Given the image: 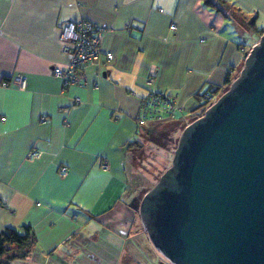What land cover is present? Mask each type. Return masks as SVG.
<instances>
[{
  "label": "crops",
  "instance_id": "1",
  "mask_svg": "<svg viewBox=\"0 0 264 264\" xmlns=\"http://www.w3.org/2000/svg\"><path fill=\"white\" fill-rule=\"evenodd\" d=\"M223 1L244 21L202 0H0V231L28 228L36 240L14 264H123L137 213L127 146L142 102L165 94L179 109L170 120L187 121L264 32V0ZM78 20L107 31L112 60L87 67L85 87L63 89L52 74L68 60L59 28Z\"/></svg>",
  "mask_w": 264,
  "mask_h": 264
},
{
  "label": "water",
  "instance_id": "2",
  "mask_svg": "<svg viewBox=\"0 0 264 264\" xmlns=\"http://www.w3.org/2000/svg\"><path fill=\"white\" fill-rule=\"evenodd\" d=\"M134 210L170 264H264V33Z\"/></svg>",
  "mask_w": 264,
  "mask_h": 264
},
{
  "label": "built area",
  "instance_id": "3",
  "mask_svg": "<svg viewBox=\"0 0 264 264\" xmlns=\"http://www.w3.org/2000/svg\"><path fill=\"white\" fill-rule=\"evenodd\" d=\"M171 30H174V26H171ZM106 32L85 20L61 24L59 28V47L63 54L68 55V60L62 67L53 68L52 74L60 80L63 89L70 86L85 87L87 82L85 69L89 66L102 67L106 64L105 62L112 60V55L110 53L103 54L102 50V40ZM102 57L105 60L104 62L101 61ZM14 82L19 90H24L25 79L18 77L15 78ZM151 83L152 79H149L148 84ZM3 87H6V84H3ZM203 99L210 103L209 106L214 100L208 94H205ZM177 111L179 109L174 98L161 93L151 94L141 104L137 124L138 126H146L149 123L164 122L174 118ZM39 155L38 151H32L27 160L33 161ZM97 164L101 170H107L108 168L104 160L97 159ZM57 174L60 178H64L67 175V169L61 167Z\"/></svg>",
  "mask_w": 264,
  "mask_h": 264
},
{
  "label": "trees",
  "instance_id": "4",
  "mask_svg": "<svg viewBox=\"0 0 264 264\" xmlns=\"http://www.w3.org/2000/svg\"><path fill=\"white\" fill-rule=\"evenodd\" d=\"M202 4L209 10H212L216 13H220L224 16L225 19H233L231 17L238 16L242 21L244 18H241V14L238 10H234L231 5L226 3L223 0H202ZM248 26L254 29V18L250 20ZM264 32L256 31L257 37L259 38ZM238 71L236 74L233 72L226 76L223 84L218 87H207L202 92L198 94V108L188 120L187 123L179 120H167L162 123H153L149 127L138 126V133L135 138L128 144L127 151L132 156V164L130 166V174L135 175L139 169L145 167L143 165V161L148 157L146 155V151L149 150L146 144H154L158 146L160 151L166 150L168 140L170 143L171 134L176 131L177 126L181 125V131L183 128L194 121L195 119L202 116L206 108L209 106V102L203 99L205 94H208L213 99L217 96H220L224 93L230 83L237 77ZM167 126L166 129L160 132V135L157 133L159 131L160 126ZM159 135V136H157ZM155 137H159L162 140H155ZM149 142V143H148ZM175 144H177V140H175ZM176 147V145H175ZM174 147V149H175ZM174 151V150H173ZM163 166V164H161ZM153 166V165H152ZM167 168V167H166ZM165 168V169H166ZM155 169V168H154ZM163 173V170L158 174V177ZM140 175V174H139ZM137 176V174H136ZM135 179V177H134ZM154 185H151L148 189H142L141 194L143 196L144 192H147ZM36 240L32 232L26 228L23 233L11 229L5 228L0 231V264H14L16 262H25L29 260L35 250Z\"/></svg>",
  "mask_w": 264,
  "mask_h": 264
},
{
  "label": "rangeland",
  "instance_id": "5",
  "mask_svg": "<svg viewBox=\"0 0 264 264\" xmlns=\"http://www.w3.org/2000/svg\"><path fill=\"white\" fill-rule=\"evenodd\" d=\"M248 34H249V31H248ZM216 98H218V96L214 98L213 102L216 100ZM188 120L185 121V123H187ZM158 123H162V122H158ZM151 124L152 123H149L147 125L150 126ZM166 127L167 126L161 125L157 133L160 135V132L161 131L164 132ZM180 127L181 125L177 126L176 131H174L171 134L170 143L168 140L167 147H165L166 150L160 151V149H158L159 147L154 145L153 143L151 145L150 144L148 145L145 143V145L149 149L146 151V155H145L148 157L143 161V165L145 167L139 169L138 172L135 173V175H131V174L129 175V191L131 192L132 198L134 199V202L131 203L132 209H134V207L138 205V202L140 201L142 197V194H141L142 189L143 190L148 189L149 187H151V185H154L159 178L158 174L162 170L164 172L170 166V161L172 158L173 150L176 145L175 140L178 141V138L181 134ZM158 139L162 140L159 137L157 138L155 137V140H158ZM161 164H163V166ZM145 193L146 192H144V194ZM139 223H140V219H139L138 212H137L136 213V227L130 233L134 237L130 240V244H128L127 246L128 253L124 254V256L126 257L123 258V264H170L152 246L146 233L142 231V227H140Z\"/></svg>",
  "mask_w": 264,
  "mask_h": 264
}]
</instances>
